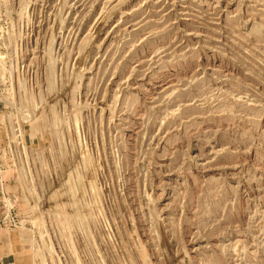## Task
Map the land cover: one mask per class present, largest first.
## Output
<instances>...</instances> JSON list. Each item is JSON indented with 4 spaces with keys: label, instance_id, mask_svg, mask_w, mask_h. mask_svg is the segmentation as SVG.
<instances>
[{
    "label": "rangeland",
    "instance_id": "374dc122",
    "mask_svg": "<svg viewBox=\"0 0 264 264\" xmlns=\"http://www.w3.org/2000/svg\"><path fill=\"white\" fill-rule=\"evenodd\" d=\"M0 264H264V0H0Z\"/></svg>",
    "mask_w": 264,
    "mask_h": 264
}]
</instances>
